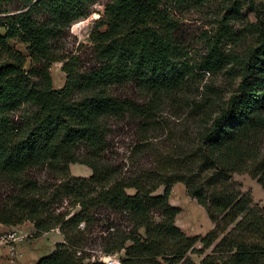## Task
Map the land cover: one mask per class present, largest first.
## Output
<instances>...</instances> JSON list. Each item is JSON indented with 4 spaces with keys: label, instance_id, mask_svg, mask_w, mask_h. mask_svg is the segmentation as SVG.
I'll return each instance as SVG.
<instances>
[{
    "label": "trees",
    "instance_id": "1",
    "mask_svg": "<svg viewBox=\"0 0 264 264\" xmlns=\"http://www.w3.org/2000/svg\"><path fill=\"white\" fill-rule=\"evenodd\" d=\"M93 1L29 0L26 11L0 21V57L8 59L0 64V184L7 191L0 193V226L29 222L35 239L59 231L63 241L36 264H97L83 249L98 239L102 255L122 252L119 264H192L188 254H203L213 245V255L200 264H264V206L250 208V195L232 179L248 175L264 190L259 149L264 135V13L259 5L232 1L233 14L244 5L256 14V21L239 33L255 40L243 57L219 50L229 32V17H224L223 34L217 31L198 66L216 72L230 62L241 77L226 105L197 134L196 145L155 153L150 167L121 176L101 160L111 122L129 116L148 131L163 97L174 98L192 74L175 36L173 6L183 1L108 0L88 37L97 66L79 73L73 59L65 61L52 42L61 30L87 18ZM36 13L44 19L37 21ZM232 36L227 35L234 44ZM16 37L27 45V57L9 47ZM59 62L66 81L54 89L49 70ZM128 85H135L147 101L139 104L114 93ZM190 109L197 111L195 105ZM73 164L85 165L91 176H70ZM41 173L49 179L35 176ZM177 183L214 225L202 238L185 235L175 224L180 210L169 198ZM161 187L163 193L155 195ZM66 207L74 211H60ZM101 222L107 224L99 228L104 236L90 239L93 226Z\"/></svg>",
    "mask_w": 264,
    "mask_h": 264
},
{
    "label": "rangeland",
    "instance_id": "2",
    "mask_svg": "<svg viewBox=\"0 0 264 264\" xmlns=\"http://www.w3.org/2000/svg\"><path fill=\"white\" fill-rule=\"evenodd\" d=\"M28 1L0 0V21L26 11L30 7V5H26ZM182 1L183 4H174L173 6L174 17L178 24L175 36L188 65L192 67V74L174 98L163 97L160 106L151 116L153 123L149 126L148 131L143 132L142 122L129 116L111 122L107 148L101 160L114 167L121 176L130 175L139 168L150 167L155 153L167 155L175 146L184 148L195 146L197 134L209 125L211 119L221 107L226 105L229 97L236 91L241 77V71L237 66L229 62L216 72L203 71L198 68L200 62L207 57L208 48L215 40L217 31L219 30L223 34V28L220 25H222L224 17H229L225 21L228 27L227 31L236 37L237 42L233 44V40L227 37L229 32L226 33V38L222 39L223 42L219 47L221 53L227 56L236 55L240 58L243 57L246 49L255 43L254 37L248 33L243 38L239 34L246 24L256 21V14L247 5H244L238 15H235L231 10L233 0ZM255 1L259 5L260 14H263L264 0ZM107 2L108 0H94L89 7V16L73 23L68 29L61 30L59 36L52 42V48L58 55L66 57L65 61L73 59L75 69L79 73L89 71L97 66L93 45L88 41V37L94 24L103 16ZM34 16L40 22L45 15L36 13ZM0 34H3L1 27ZM8 45L15 52L27 57V45L19 37L9 41ZM6 60H8L6 57H0V64ZM62 66V62L55 63L49 70L54 89H61L66 81V74L62 71ZM25 69H30L29 61ZM114 93L122 98L137 101L139 104L147 101V98L135 85L119 87L114 89ZM194 105L197 107V111L192 112L190 106ZM259 149L263 155L264 135L259 142ZM69 170L72 177L88 178L91 176V170L85 165L73 164L70 165ZM36 175L42 182L49 179L46 173ZM232 179L242 193L250 195L252 199L250 208L260 209L264 206V190L256 180L248 175H234ZM4 188L3 184H0V193L7 192L4 191ZM128 192L132 193V191ZM162 193L163 187L159 188L155 195ZM169 203L180 210L175 224L185 235L202 238L214 228L204 208L187 195L183 184L177 183L172 187ZM63 208L60 211H74L69 207H66L65 210ZM100 220L104 219L100 218ZM102 225L106 226L107 224L103 222L95 224L93 230L96 229L88 237L93 239L101 237V235L104 236L105 233L100 231ZM4 231L7 230L4 229ZM8 231L21 238L16 246L21 257L12 264H36L41 257L47 256L54 250L56 243L63 241V237L57 229L41 234L35 239V230L29 222L10 227ZM97 242L96 245H87L83 249V253L91 257L90 263L110 264L108 260L114 263L118 262L122 252L113 256H104L100 252L102 249L99 247L100 239ZM196 248H201V245L197 244ZM213 249L214 245L203 254L190 253L187 259L192 264H200L206 255H213ZM7 254V248L0 245L2 264L3 260L8 261Z\"/></svg>",
    "mask_w": 264,
    "mask_h": 264
},
{
    "label": "built area",
    "instance_id": "3",
    "mask_svg": "<svg viewBox=\"0 0 264 264\" xmlns=\"http://www.w3.org/2000/svg\"><path fill=\"white\" fill-rule=\"evenodd\" d=\"M7 231H1L0 232V245H3L7 248L8 250V262L10 264L14 263V261L17 258H20L21 255L17 250V244L21 241V238L16 237L14 233H11L8 231L9 229H5ZM109 260L110 264H113L114 262ZM0 264H2V261L0 260ZM114 264H119V262H115Z\"/></svg>",
    "mask_w": 264,
    "mask_h": 264
},
{
    "label": "crops",
    "instance_id": "4",
    "mask_svg": "<svg viewBox=\"0 0 264 264\" xmlns=\"http://www.w3.org/2000/svg\"><path fill=\"white\" fill-rule=\"evenodd\" d=\"M4 229H9V228L8 227H4V226H0V232L3 231ZM2 258H4V257H2ZM3 264H9V263H8V261H4L3 260Z\"/></svg>",
    "mask_w": 264,
    "mask_h": 264
},
{
    "label": "bare ground",
    "instance_id": "5",
    "mask_svg": "<svg viewBox=\"0 0 264 264\" xmlns=\"http://www.w3.org/2000/svg\"><path fill=\"white\" fill-rule=\"evenodd\" d=\"M109 261V260H108Z\"/></svg>",
    "mask_w": 264,
    "mask_h": 264
},
{
    "label": "water",
    "instance_id": "6",
    "mask_svg": "<svg viewBox=\"0 0 264 264\" xmlns=\"http://www.w3.org/2000/svg\"><path fill=\"white\" fill-rule=\"evenodd\" d=\"M111 262V261H110Z\"/></svg>",
    "mask_w": 264,
    "mask_h": 264
}]
</instances>
